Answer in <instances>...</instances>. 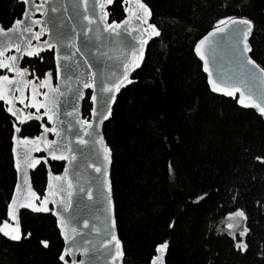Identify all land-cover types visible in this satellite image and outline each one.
Here are the masks:
<instances>
[{
  "label": "trees",
  "instance_id": "1",
  "mask_svg": "<svg viewBox=\"0 0 264 264\" xmlns=\"http://www.w3.org/2000/svg\"><path fill=\"white\" fill-rule=\"evenodd\" d=\"M142 1L160 35L149 43L133 82L118 95L103 128L112 155L110 179L123 264H150L156 245L165 241V264H264V164L255 159L264 158V121L236 100L212 93L193 52L196 41L218 20L243 17L253 25L250 55L264 68V0ZM124 9L121 0H114L109 21L123 19ZM23 12L19 0H0V26H9ZM50 52L40 53L43 61L24 57L20 67L29 68L30 78L33 68L42 76L50 63L54 69ZM87 97L89 91L83 117L90 113ZM5 107L0 101V222L7 220L6 204L16 182L10 133L18 122ZM40 125L28 120L19 135L33 138ZM49 165L53 173H61L62 163ZM31 183L42 195L43 164L31 172ZM236 209L245 213L241 231L249 229L243 253L224 228L228 213ZM19 223L21 240L0 234V264H62L63 240L50 213L22 210ZM42 240L48 241L47 248Z\"/></svg>",
  "mask_w": 264,
  "mask_h": 264
},
{
  "label": "snow or ice",
  "instance_id": "2",
  "mask_svg": "<svg viewBox=\"0 0 264 264\" xmlns=\"http://www.w3.org/2000/svg\"><path fill=\"white\" fill-rule=\"evenodd\" d=\"M19 2L25 5L24 12L22 14L23 19H14L7 27L0 26V37H6V39L0 43V70H4L6 73L14 74L11 78L7 74L0 75V101H3L6 107L3 111L10 114L11 117H15L19 120L20 124L25 123V114L14 106V101L19 99V102L26 108H35L37 110L43 109V113L37 112L35 116L28 113V120H40L41 116H46L47 120L52 127H45L41 123L40 127L43 131L29 139L24 136L19 139L17 133L21 132V129L17 127L16 123H12V131L10 138L12 141V159L16 161L14 167L17 172V182L11 192V199L6 204V215L8 220L16 225V214L18 209H30L33 213H46L51 211V214L56 217L57 227L60 230V236L63 237L65 247L60 252L58 260L65 264L66 256L73 255L74 252H78L81 259L78 264H98L101 256H104L106 260H110L111 264H118V261L122 257L121 243L116 237L114 226L109 229L105 218L96 215V222L89 223L87 219L83 220V224L80 225L75 215H66L69 213V207L72 204V197L74 195V187H78L79 192H87V199L93 201L90 210L95 211L97 214L103 212L106 217L111 216L112 211V199L110 196V187L108 180L107 166L110 163V150L104 144L103 138L100 135L101 121L107 120L111 114V104L116 97V93L127 84L132 83L129 79V73L133 68L139 67L140 62L144 57V46L148 43L151 37L160 35L158 28L148 22L150 16L149 8L141 2V0H135L138 5L139 12L135 18L141 25H146L145 28H137L135 32L132 29H121V25L127 23V18L120 20L119 23L112 21L111 24L106 23L108 12L103 11L99 20H96L94 9L99 8L103 10L106 5L112 3V0H91L93 4L92 18H90L89 12L86 10L83 14L74 13L77 20L82 16V19L87 22L86 25L81 26L80 36L82 37V47L77 46V37L72 33L77 32V28L73 26L70 31H67L64 26V20L59 16L50 18L48 20H41L35 18L31 13L39 12L40 16L45 15V5L50 0H41L39 4L31 2V0H19ZM80 4H84L85 0H79ZM31 9V13H30ZM60 9L56 4L51 5L50 11L57 13ZM125 12L129 9L126 7ZM67 13L65 12V15ZM103 23V32L107 35L105 38L112 40L118 38L117 42L120 47L124 49H132L130 55L124 57H113L107 55L101 51L99 45L94 44L89 35V29L92 25H96L95 40L100 41L99 24ZM217 25L220 27H214L212 31L208 32L201 40L195 45V54L201 61L204 62L203 71L208 73V85L212 92H221L224 96H234L239 93V99L236 100L237 104L242 105L245 108L252 107L257 110L261 117H264V68H261L250 55L252 49L250 47L249 37L253 30L252 22L246 18H235L232 16L224 17L218 20ZM68 24H73V20H68ZM38 28V31L34 30ZM127 32L135 40V44H132L127 38L123 36V33ZM46 33H50L49 39L41 40V36ZM136 33H139L137 35ZM218 34H223L219 36ZM217 35V41H209L210 37ZM226 41L230 48V62L234 66L230 72L218 71L217 80L213 79V74L209 72V61L204 50L206 42L212 44L213 60H215V50L219 41ZM34 42V43H33ZM139 50L137 52V47ZM45 49H54L50 52V61L54 62L55 67L49 65L48 70L42 72L38 68H33L31 71L32 80H39L38 87L41 89H48L42 93H35L34 95H43L44 100L38 101L32 98L24 99L23 97H17L13 93L21 92V85H31L32 80H26V75L29 74V68L20 67L21 57H36L43 61L44 57L40 53ZM11 54H8L10 53ZM78 54V55H77ZM91 56L92 59L88 57ZM104 57L108 60H113L114 64L112 69L105 72L103 68L96 71L95 76L92 67H87L86 71L82 75H76L79 72L78 61H83L84 66L92 65L94 61L101 62V58ZM23 63L29 65L32 64L30 60H24ZM123 64V72H119V64ZM55 77L57 87H51L50 81ZM75 80L82 84L83 89H92V95L87 97L91 101V108L88 109L92 119L80 118L76 101L79 99H85L86 94L80 87L73 89L71 81ZM69 81L60 87L61 80ZM94 79H98L99 83L94 85ZM63 97V103L69 105L71 103V111H65L66 116H76V124L80 126L79 133L74 132L75 144L77 145H91V150L85 157L90 162L88 168H91L96 175L87 176L84 179V183L89 185L87 188L77 183L73 184L69 180L67 175L68 164H65L64 174L55 177L56 183L52 182V173L49 172V187L45 189V198L40 201L37 206L33 201L37 197V193L28 187L25 191L24 187L20 183L19 174L22 168H35L37 164H40L39 159H33L30 157V152H40L41 146L43 151L48 153L53 161L68 160L70 162L76 161L77 156L81 155V149L73 147L71 143L65 144L66 139L63 128L58 130L55 120V104L58 101V96ZM61 123L65 121L61 120ZM68 129L72 130V124H68ZM52 133L54 137L60 139H47L45 133ZM80 133H83L81 135ZM27 146V150L18 159V147ZM256 160L264 164V158L257 156ZM172 174V168L169 167V175ZM74 175L81 177L80 171H75ZM24 183H28L27 173H24ZM19 190V191H17ZM51 193L53 197V207L49 209L47 206V196ZM206 195V194H205ZM57 196L60 197L59 204L57 206ZM197 200L203 199L202 196H198ZM101 205H106L101 208ZM79 206V205H77ZM229 217H238L245 219V213L240 209H236L234 212L228 213ZM239 221H236L238 223ZM114 225V221H113ZM173 225L169 224V228ZM234 223H228L224 225L227 235L231 237L234 247L241 253L245 252L248 245L246 244L244 237L249 231L247 227H244L242 231H239V238L234 234ZM91 229L92 233H95L97 237H101L99 247L96 243H93L85 235L81 234L83 228ZM218 231L223 232L224 229L218 228ZM111 234V239L108 238V233ZM103 233V235H101ZM0 234L12 241L21 240V230L19 226H9L7 220L0 222ZM40 243L47 248L48 241H40ZM91 245V247H88ZM114 245V251L112 246ZM167 247V241L156 245L155 251L157 255H153L150 264H162L161 257L164 249ZM103 249V251H101ZM72 264H77L75 258H73Z\"/></svg>",
  "mask_w": 264,
  "mask_h": 264
},
{
  "label": "water",
  "instance_id": "3",
  "mask_svg": "<svg viewBox=\"0 0 264 264\" xmlns=\"http://www.w3.org/2000/svg\"><path fill=\"white\" fill-rule=\"evenodd\" d=\"M113 1L114 0H112V2ZM121 1L124 3L125 8L127 7L129 9L128 12H125V10H124V17L121 20H124V19L127 18V23L125 25H121V29L128 28V29H132L135 32V30L138 27L139 28H145L135 18L136 14L139 12L138 5L135 3V0H121ZM31 2L36 3V4H39L41 2V0H31ZM125 2H126V4H125ZM141 2L144 3L142 0H141ZM52 4H56L58 6V8L60 9L57 13H52L50 11ZM111 4L106 5L103 10H101L99 8L94 9V12H95V17L94 18L96 20H99L100 19V16L103 14V11H107L108 12V8L110 7ZM24 8H25V5H24ZM45 9H46V11H45V15L43 17L40 16L39 12L31 13V9H30V13L33 14L35 16V18H38V19H41V20H48L50 18H54L56 16H59L61 19L64 20V26H65V29L67 31H70L71 28L73 26H75L77 28V32L76 33H72V34L77 37V39H76L77 46L82 47L83 44H82V37L80 36V29H81V26L86 25L87 22L82 19V16L79 18V20H77V18L74 15V13H77L78 12V13L83 14L87 10L89 12L90 18H92L93 4H92L91 0H85V3L84 4H80L79 3V0H50V2L45 5ZM65 12L67 13L66 15H65ZM20 19H23V17L21 16ZM68 20H73V24H68ZM105 22L106 23H109V24L112 23V21H109V16L107 17V19H106ZM119 22L120 21H118L117 23H119ZM216 27H220V25H218ZM96 28H97L96 25H92L90 27V29H89V35H90V38L92 39L93 43L99 45V48H100L101 51L105 52L107 55H111L113 57L119 56L121 58L124 57V56H126V55H130L131 54V52H132V49L131 48L124 49V48H122V47L119 46V44L117 42V39L118 38H114L112 40H108V39L105 38L109 34H105L103 32V28H104V24L103 23L99 24V34H100L101 39H100V41H96L95 40ZM212 29L209 30L208 32L212 31ZM34 30L35 31H38L39 29L34 27ZM208 32L206 34H204L200 39H198L196 41V43L199 40H201L204 36H206L208 34ZM136 34L139 35V33H136ZM218 35L219 36H223V34H218ZM123 36L125 38H127L132 44H135V40L133 39L132 36L128 35L127 32H124L123 33ZM49 37H50V33H46L45 35L41 36L40 39L41 40H46V39H49ZM157 37L158 36L151 37L148 40V43L144 46V57H143V59L140 62V66L142 65V63H143V61L145 59V55H146V51H147V47H148L149 43L152 40H154L155 38H157ZM5 39H6V37H0V43H2ZM209 41H213V42L217 41V35H214L213 37H210L209 38ZM196 43H195V45H196ZM195 45L193 47L194 54H195V51H194ZM136 47H137V52H138L139 46L137 45ZM203 47H204V50L206 51V55H207V58H208V61H209V72H211L213 74V79L214 80H217L218 79V77H217V72L218 71L230 72L233 69L234 66L230 62V48H229V46H228V44H227L226 41L221 40V41L218 42V44L216 46V50H215V60H213L212 44L206 42V44ZM50 50L52 52L54 51V49H45L44 51H50ZM8 54H11V52L8 53ZM195 56H196V54H195ZM23 58L24 57H21V61H22ZM88 58L89 59H92L91 56H89ZM196 58L201 63V68H202V71H203L204 62L201 61L199 59V57L196 56ZM78 63L80 65V67H79V72L76 73V75H82L86 71V68L87 67H92L93 73H94V76H95L96 71L98 69H100V68H103L105 70V72H107L108 70L112 69L113 64H114V61L113 60H108V59L102 57L101 58V62L94 61L92 65L84 66L83 65V61H78ZM54 67H55V64H54ZM139 67L133 68V70L129 73V79L132 82H133L132 74ZM117 70L119 72H121V73L123 72V64L122 63L119 64V68ZM1 71H3V74H7L10 78L14 75L12 73H6L4 70H1ZM203 73L206 76V81H207V85H208V73H205L204 71H203ZM68 82L69 81H66V80H63L62 79L61 82H60V87L63 88L64 85L66 83H68ZM54 83H55V86L54 87H57V82H56L55 79H54ZM97 83H99L98 79H94V85L97 84ZM71 84H72L73 89H75L77 87H80L85 94H86L87 91H89L90 92V96L92 95V91L93 90L92 89H83L82 88V84L78 83L75 80V78H73V80L71 81ZM130 84L124 85L120 89V91L118 93H116V97L112 101V104H111V114H112L113 106H114V104L116 102V99H117L118 95L120 94V92L124 88H126ZM208 87H209V89L211 91V88H210L209 85H208ZM46 91H48V89ZM212 93H214L216 95L223 96L225 98L233 99V100L239 99V93H236L234 96H231V97L224 96L223 93H221V92H212ZM56 95L58 96V101H57V103L54 106L55 107V112H54L55 124H56L58 130L60 128H63L64 129L65 136H66V139L64 140V143L65 144L71 143V145L73 147H77V148L81 149V153L82 154L77 156V160L76 161H72V162H70L68 160L54 161V162H58V163H62L63 164V168H62L61 173L55 174V173L52 172V170L50 168V165H49V162L50 161H53V160H51V157L48 155V153H46V152L43 151V147L42 146H41V151L40 152H30L29 153L30 157L33 158V159H39L41 161V163L40 164H37V166L35 168L24 167V168L21 169L20 174H19V179H20V183L24 187L25 191L27 190L28 187H31V189L34 191V189L32 187V183H31V172L34 171L41 164L44 165L45 170H46L45 189L49 187V178H48L49 172L52 173V182L53 183H56L55 177L58 176V175L64 174L65 164H68V172H67V175L69 177V180L72 181L74 185H76L77 183H79L80 185H82L85 188H87L89 185H87V184L84 183L85 177L96 175V173H94L91 168H88L87 165H88V163L90 161L85 158L87 156V153L91 150V145L85 146V145H77V144H75L74 132L75 133H79V131H80V126L78 124H76V122H75L76 121V116L75 115H73V116H66V115H64V112L65 111H71V103L69 105H65L63 103V97H59V92H57ZM43 100H44V96L41 98L40 101H43ZM83 100L84 99H79V100L76 101V106L78 107V111H79L80 118H84L83 115H82V103H83ZM90 103H91V101H90ZM238 105L241 106V107H243L240 104H238ZM243 108H245V107H243ZM246 109H251L257 115L260 116V114L257 112L256 109H254L252 107H248ZM38 111H40L41 113H43V109H39ZM111 114L109 115V118L107 120L101 121V127H100V135L103 138L104 144L107 147H108V145H107V143H106V141L104 139L103 128H104V124L110 119ZM27 115H28V113L25 114V116H24L25 123L28 121ZM32 115L35 116L36 114H32ZM13 118L15 119V117H13ZM88 118L89 119H92L90 113H89ZM261 118L264 121V117H261ZM84 119H86V118H84ZM61 120L65 121V123L62 124L61 123ZM38 121H40L41 123H43L45 127H49L50 128V127L53 126L52 124H50L48 122L46 116H43L42 115L41 116V119L38 120ZM16 122H18L17 127H19V128H20L21 125H23V124H20L19 123V120H16ZM69 123L72 124V130H69L68 129V124ZM42 131H43V129L41 128L40 133ZM80 134L83 135V133H80ZM45 135H46L47 139H49V140H51V139H57V140H59L60 139L59 137H54L53 134L50 133V132L49 133H45ZM17 136H18L19 139H22L23 138V137H21L19 135V133H17ZM29 139L31 140V138H29ZM26 150H27V146H20V147H18V159L22 156V154ZM109 150H110V148H109ZM13 162H14V165H15L16 161L13 160ZM111 166H112V155H111V151H110V163L107 166V170H108V180H109V187H110V196H111V199H112V211H111L110 218L109 217H106L103 212H100V213L97 214L95 211L90 210V207L89 206H91L93 204V201H89L87 199V192H84V193L79 192L78 187H74V195L72 197V204L69 207V213L66 214V215H69V214L70 215H75L77 217L80 225L83 224V220L84 219H87L90 224L93 223V222H96L95 216L96 215H100V216H102V217L105 218V221L108 224L109 229H112L113 226H114V230H115V233H116V237L120 241V239L118 237V233H117L116 220H115V211H114V202H113V197H112V186H111V179H110ZM77 170L80 171L81 174H82L81 177H79V178H77L74 175V172L77 171ZM15 171H16V168H15ZM25 172L27 173V176H28V183L27 184L24 183V173ZM16 182H17V172H16ZM16 182H15V184H16ZM45 189H44L43 194L42 195L37 194L36 199L33 201V203H35L37 206H39L40 201L45 198V195H44L45 194ZM17 191H19V190H17ZM59 199H60V197L57 196V206L59 204ZM47 200H48L47 206L49 207V209H51L53 207V203H52L53 197H52V195H51L50 192H49V194L47 196ZM77 205H79V206H77ZM105 206L106 205H101V208H103ZM22 210L31 211L30 209H18L17 214H16V225H13V226H19V228H20L19 214H20V212ZM46 213H50L51 214V211L46 212ZM53 217L55 218V221H56V217L55 216H53ZM6 219H7L8 222L9 221L12 222L11 220H8L7 217H6ZM113 221H114V225H113ZM56 225H57V221H56ZM58 230H59V228H58ZM59 233H60V230H59ZM81 234L82 235H85L86 234L85 235V238L90 239L91 241H93V243H96L97 244V247H99V242H100L101 237H97L95 233H92L90 227L89 228H83L81 230ZM101 235H103V233ZM61 238L63 240V248H62V250H63L64 247H65V243H64L63 237H61ZM108 238L111 239L110 232L108 233ZM120 243H121V241H120ZM88 247H91V245H89ZM112 250L114 251V245L112 246ZM101 251H103V249H101ZM121 251H122L123 255L120 258V260L118 261V264H123L124 252H123L122 243H121ZM166 254H167V247L164 249L163 255L161 257L162 264H165ZM155 255H157L156 251H155ZM73 258H75V260L77 261V264H78L79 260L81 259L79 253L78 252H74L73 255L66 256V262H65V264H72ZM98 264H111V261L110 260H106V258L104 256H101Z\"/></svg>",
  "mask_w": 264,
  "mask_h": 264
},
{
  "label": "rangeland",
  "instance_id": "4",
  "mask_svg": "<svg viewBox=\"0 0 264 264\" xmlns=\"http://www.w3.org/2000/svg\"><path fill=\"white\" fill-rule=\"evenodd\" d=\"M125 4H126V2H125ZM143 26L146 27V25H143ZM25 79L26 80H32V78L29 77V74L26 75ZM38 84H39V80H32L31 85H27V86H25V85L22 84L21 85V92L13 93V95H15L17 97H23L24 99L32 98V99H35V100L40 101L41 98L43 97V95H34V92L35 93H42V92L46 91L47 89L46 88L45 89L39 88L38 87ZM50 84H51V87H54L55 86V83H54L53 79H51ZM14 106L16 108H18L19 110H21L24 114H27V113L37 114V112L41 113L40 111H38L35 108H26L23 104H21L19 102V99L16 100V101H14ZM84 118L89 119L88 117H84ZM240 220L241 219L238 218V217H236V218L235 217H229V220H228V223H234L235 225H236V221H239L237 223L238 224V229H237L238 230V233H239V231H241ZM8 224H9V226H13V223L10 222V221L8 222ZM236 226H235V228H237Z\"/></svg>",
  "mask_w": 264,
  "mask_h": 264
}]
</instances>
